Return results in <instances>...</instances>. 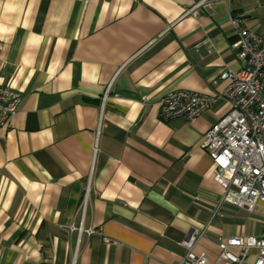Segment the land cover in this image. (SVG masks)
<instances>
[{
    "label": "crops",
    "instance_id": "crops-1",
    "mask_svg": "<svg viewBox=\"0 0 264 264\" xmlns=\"http://www.w3.org/2000/svg\"><path fill=\"white\" fill-rule=\"evenodd\" d=\"M199 1L0 0V85L24 95L0 129V264H176L192 228L211 255L264 232L201 147L229 104L159 118L164 94L239 69L230 17L264 37V0Z\"/></svg>",
    "mask_w": 264,
    "mask_h": 264
},
{
    "label": "built area",
    "instance_id": "built-area-1",
    "mask_svg": "<svg viewBox=\"0 0 264 264\" xmlns=\"http://www.w3.org/2000/svg\"><path fill=\"white\" fill-rule=\"evenodd\" d=\"M230 22L236 32L230 47L236 52L239 69H224L219 78L226 85L214 94L187 89L164 94L158 103L159 118L194 121L219 102L229 104L226 113L203 134L201 147L212 161V179L222 189L221 202L252 212L264 203V37L243 27L238 16L230 17ZM23 97L19 90L0 85V129L9 125ZM135 208L144 212L145 204ZM202 234L191 229L181 241L185 253L176 264H264V232L219 237L214 255L193 251Z\"/></svg>",
    "mask_w": 264,
    "mask_h": 264
}]
</instances>
